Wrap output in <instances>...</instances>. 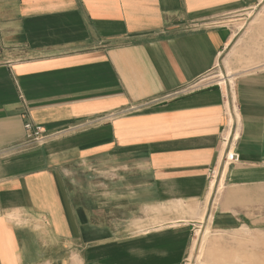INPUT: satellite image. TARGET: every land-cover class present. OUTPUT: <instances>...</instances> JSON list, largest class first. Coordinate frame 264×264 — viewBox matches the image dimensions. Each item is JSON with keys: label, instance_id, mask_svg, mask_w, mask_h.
<instances>
[{"label": "crops", "instance_id": "crops-1", "mask_svg": "<svg viewBox=\"0 0 264 264\" xmlns=\"http://www.w3.org/2000/svg\"><path fill=\"white\" fill-rule=\"evenodd\" d=\"M261 1L0 0V264L199 263L263 224L264 68L204 78Z\"/></svg>", "mask_w": 264, "mask_h": 264}, {"label": "rangeland", "instance_id": "rangeland-1", "mask_svg": "<svg viewBox=\"0 0 264 264\" xmlns=\"http://www.w3.org/2000/svg\"><path fill=\"white\" fill-rule=\"evenodd\" d=\"M245 14L248 18L245 25L251 24L255 18H258L260 21L251 26L258 24L260 29L252 36L249 33V37H245L246 26H241L243 29L238 37L221 56L216 66L204 76V78L212 79L215 86H220L221 77L236 79L246 73L264 68V0ZM240 23L244 24V21ZM251 26L248 32L253 28ZM227 87L229 89V86ZM224 143H229L231 147L235 142L233 139L231 141L227 139ZM227 148L224 153H227ZM221 193L219 195H222ZM216 196L214 195V199ZM201 222L203 224L195 229L194 240H197V232L205 231L207 227L203 221ZM209 232L199 263L190 261L188 257L184 264H264V222L263 224L258 222L249 229L223 232L210 229Z\"/></svg>", "mask_w": 264, "mask_h": 264}, {"label": "built area", "instance_id": "built-area-1", "mask_svg": "<svg viewBox=\"0 0 264 264\" xmlns=\"http://www.w3.org/2000/svg\"><path fill=\"white\" fill-rule=\"evenodd\" d=\"M203 81H205V79L202 78V79H200L199 82H203ZM213 85H214V83H213ZM195 86L196 85L190 86V87H188L186 89H183L181 92H185V91H188V90L197 89V87H195ZM203 86L209 87L206 82H204ZM24 128H25L26 131H28V132L31 133L29 137H32L34 141H37L38 140L37 137L41 133V131H40L39 128H35V131H33V127L30 124L25 125ZM234 155H235V157L233 159H231L232 163H234L235 161H237V156H236V154H234Z\"/></svg>", "mask_w": 264, "mask_h": 264}, {"label": "bare ground", "instance_id": "bare-ground-1", "mask_svg": "<svg viewBox=\"0 0 264 264\" xmlns=\"http://www.w3.org/2000/svg\"><path fill=\"white\" fill-rule=\"evenodd\" d=\"M233 79V78H232ZM231 78H227V77H221L220 80V86L224 87L228 82H232ZM207 239V234H205L202 238V240L200 241V245H199V250L197 251V253H194V257L196 260H199V258L202 256V249H203V245L206 242Z\"/></svg>", "mask_w": 264, "mask_h": 264}]
</instances>
